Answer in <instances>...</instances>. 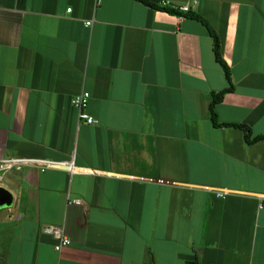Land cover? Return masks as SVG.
Listing matches in <instances>:
<instances>
[{"label":"crops","instance_id":"1","mask_svg":"<svg viewBox=\"0 0 264 264\" xmlns=\"http://www.w3.org/2000/svg\"><path fill=\"white\" fill-rule=\"evenodd\" d=\"M149 1L207 21L232 83L217 122L264 135V0ZM227 86L200 21L139 0H0V185L13 195L0 264H264V141L212 123ZM83 91L93 124L71 103ZM46 225L69 244L55 250Z\"/></svg>","mask_w":264,"mask_h":264},{"label":"trees","instance_id":"2","mask_svg":"<svg viewBox=\"0 0 264 264\" xmlns=\"http://www.w3.org/2000/svg\"><path fill=\"white\" fill-rule=\"evenodd\" d=\"M139 1L146 4V5H149L153 8H155V9L167 12V13L172 14V15H179V16H183L185 18H190V19L200 21L205 26H207L208 31H209L210 36H211V39H212V48H213V54H214L215 61L217 63H219V65L222 67L225 79L228 82V86L226 88L221 89L216 93H214V92L211 93V101H210L209 109H210V113H211L212 123L214 125H218V126H231V127H237L239 129H242V131H244L245 140L248 143H253L255 141H264V135L263 134H258V135H255L252 137L250 127L246 124H242V123L218 124V122H217L216 114L214 112V105L221 101L223 95L226 92L232 90V83H231L229 68L226 65V63L223 61L222 56H221L220 39H219L218 35L213 31V29L208 25L207 21L200 14H198L196 12L183 11L179 7H173V6H169L167 4H156V3L150 2L149 0H139Z\"/></svg>","mask_w":264,"mask_h":264},{"label":"built area","instance_id":"3","mask_svg":"<svg viewBox=\"0 0 264 264\" xmlns=\"http://www.w3.org/2000/svg\"><path fill=\"white\" fill-rule=\"evenodd\" d=\"M97 1L98 0H94V2ZM180 9H182L183 11H188L189 7L188 5H184ZM70 10L71 8H67L68 12H70ZM90 23H91L90 21L85 22L86 25H90ZM88 98H89V93L87 91H83L80 94L74 96L71 99V103L77 109L78 121H82L87 124H93L96 122L95 118L86 112ZM25 163L39 166L41 170H44L47 167L60 165V162H52L49 160L9 158L7 160H2L1 166H3L2 168L4 169H10L13 167L19 168L21 165ZM218 195L222 196V193H218ZM74 202L79 203V200H75ZM43 231L52 235L56 239L57 242L54 245V249L57 251H59L62 247L68 245L70 242V238L65 234L63 228L60 226L46 225L44 226Z\"/></svg>","mask_w":264,"mask_h":264},{"label":"water","instance_id":"4","mask_svg":"<svg viewBox=\"0 0 264 264\" xmlns=\"http://www.w3.org/2000/svg\"><path fill=\"white\" fill-rule=\"evenodd\" d=\"M13 202L11 188L7 185H0V207H8Z\"/></svg>","mask_w":264,"mask_h":264},{"label":"rangeland","instance_id":"5","mask_svg":"<svg viewBox=\"0 0 264 264\" xmlns=\"http://www.w3.org/2000/svg\"><path fill=\"white\" fill-rule=\"evenodd\" d=\"M228 83V82H227Z\"/></svg>","mask_w":264,"mask_h":264}]
</instances>
